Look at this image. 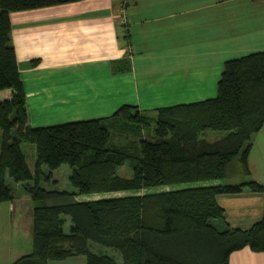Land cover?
Wrapping results in <instances>:
<instances>
[{"label": "trees", "instance_id": "1", "mask_svg": "<svg viewBox=\"0 0 264 264\" xmlns=\"http://www.w3.org/2000/svg\"><path fill=\"white\" fill-rule=\"evenodd\" d=\"M75 1L0 0V203L14 198L10 178L36 203L33 250L13 264L74 254H85L87 264H230V254L244 246L264 251V215L250 228H230L218 202L246 186L264 192L257 180L226 182L234 163L243 175L251 172L253 137L264 126V51L227 60L213 99L160 108L155 116L123 105L110 117L32 126L11 13ZM207 129L227 133L209 140L202 137ZM115 132L130 142L115 141ZM24 140L37 145L34 171ZM64 163L74 189L44 187L43 165ZM161 185L169 189L150 191ZM82 194L100 195L81 200ZM91 242L115 249L121 263Z\"/></svg>", "mask_w": 264, "mask_h": 264}, {"label": "crops", "instance_id": "2", "mask_svg": "<svg viewBox=\"0 0 264 264\" xmlns=\"http://www.w3.org/2000/svg\"><path fill=\"white\" fill-rule=\"evenodd\" d=\"M11 22L32 126L110 117L123 105L148 115L167 106L213 99L227 60L264 51V0H80L13 11ZM257 134L264 149V126ZM253 152L254 142L247 176L264 182ZM255 194L218 196L248 204L237 212L234 206H223L230 228L247 229L262 219L264 197ZM18 200L30 206L32 228H24V244L1 256L7 264L33 250L36 203L30 194L19 190L12 200L0 203V212L7 207V218L14 215ZM228 210L241 225H232ZM249 210L261 218L247 226ZM96 245V252L119 256L121 263L118 252L107 251L115 249ZM229 261L264 264V251L247 245L233 251ZM48 264H87V257L51 258Z\"/></svg>", "mask_w": 264, "mask_h": 264}, {"label": "rangeland", "instance_id": "3", "mask_svg": "<svg viewBox=\"0 0 264 264\" xmlns=\"http://www.w3.org/2000/svg\"><path fill=\"white\" fill-rule=\"evenodd\" d=\"M147 114L150 116H155V115H158V111H156V114H155V112H150V114L148 112ZM140 130L142 131V135L146 136V134L144 133L143 127ZM226 133H227V130L207 129L206 131H204L202 133V137L203 138L205 137L209 140H217V139L221 138L222 136H224ZM115 134L120 135V133H116V132L114 133V140L115 141L123 142V144H128L130 142V140H128L129 137H127L128 135L126 136V138H123L122 141H118ZM13 135L16 136L15 131L13 132ZM2 142H3V132H2V129L0 128V151H1ZM253 142H254L253 163L255 165V168L260 173V175L264 178V149H263V146H260V144H259L260 143L259 142V136L257 133L253 137ZM21 146H22V149L27 156V160L30 164L31 169L34 171L36 164H37V160H38L37 145L35 143H33L31 140H24L21 143ZM238 165H239L238 163H234L229 167L226 182L239 183V182H243V181H249L251 179L250 177L243 175L239 171ZM42 169H43V173H44V174H42V184L44 185V187L49 188V189H65V190H70V191L74 189L73 185L70 182V176L72 174V170H71V167L69 164L64 163L54 170L49 169L47 165H43ZM120 171L122 172L123 169L121 168ZM121 172H120V174H123ZM45 175H47V176L49 175L50 179L46 178ZM223 181H225V180H223ZM9 183L13 189L14 195L19 190L23 191V192L25 191L24 185L22 183L15 182L13 178L9 179ZM261 183L264 184V182H261ZM193 184L195 185V183H193ZM163 189H169V187L167 185H161L158 187L150 188V191L163 190ZM148 190H146V191H148ZM251 190L252 189L249 186H246L244 188V192H242L240 194H243V195L254 194V195H256ZM146 191L140 190L139 192L144 193ZM118 194H125V193H120V192L116 193V195H118ZM258 195H260V197H262V198L264 197L263 193H258ZM218 199H219V203L222 206H226V207L227 206H234L236 212L238 210L240 211V209H242L244 207H247V205H248L244 202H241V203L240 202H233L236 199H239L237 197L221 196L220 198L218 197ZM247 203H249V202H247ZM5 205H9V204H5ZM253 209L259 210L260 206H258L257 208H253ZM250 211L251 210L246 212L247 213L246 214L247 215V221H250L247 226L252 225L256 220H259L261 218L260 215L256 216L255 210H253L252 212H250ZM228 212H229L228 219H230V221L232 222V225L233 226L241 225V224H238L241 222L235 221V217L232 216V214L230 213L229 210H228ZM30 213H31L30 206L26 202L21 201V200H18L15 203V214L14 215L7 218V216H6L7 207H6V211L2 210L0 212V264H7L8 263L5 258L1 257L3 255L5 256L7 254L8 249H10L11 247L16 248L18 245L20 246V245L25 243V241H26L25 229H27L29 224H30V229L32 228L31 227L32 219H31ZM9 215H10V213H9ZM19 225L22 226V229H20ZM222 225L225 226V223H223ZM12 232L18 233L22 237V239L19 240L17 235H12V234L7 235V233H12ZM90 247L93 249L100 250V248H98V246L96 244H94L93 242L90 243ZM107 251L110 253H115L117 255V253L114 251H109V250H107ZM78 261H80V260H78Z\"/></svg>", "mask_w": 264, "mask_h": 264}]
</instances>
